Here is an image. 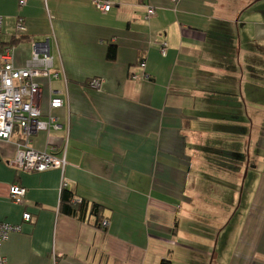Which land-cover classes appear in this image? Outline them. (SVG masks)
<instances>
[{
  "label": "crops",
  "instance_id": "1",
  "mask_svg": "<svg viewBox=\"0 0 264 264\" xmlns=\"http://www.w3.org/2000/svg\"><path fill=\"white\" fill-rule=\"evenodd\" d=\"M96 1L0 0L2 42L24 38L16 68L49 40L59 78L38 80L40 107L62 128L32 146L66 149L67 161L64 173L19 172L9 165L19 135L0 140V222L21 227L1 255L7 264H264V0H110L108 13ZM53 97L62 108H50ZM241 173L253 185L232 242ZM15 184L27 189L21 206L10 199ZM64 190L100 206L108 227L63 213Z\"/></svg>",
  "mask_w": 264,
  "mask_h": 264
},
{
  "label": "built area",
  "instance_id": "2",
  "mask_svg": "<svg viewBox=\"0 0 264 264\" xmlns=\"http://www.w3.org/2000/svg\"><path fill=\"white\" fill-rule=\"evenodd\" d=\"M177 1V0H173ZM27 0H20V5H26ZM98 10L108 13L113 8L110 0H97ZM155 9L147 7V18L154 16ZM16 31L19 34L27 32L25 19L19 17L16 22ZM3 33V20L0 17V37ZM166 43L162 44V54H166ZM14 46L4 44L0 38V140L10 142L14 136L19 135L17 155L9 164L11 168L25 173H42L49 170H60L63 173L67 167L66 149L60 150L50 145L44 151L32 146L33 137L39 132L60 130L62 127L58 119L49 115L44 118L40 107L41 88L39 79L59 78L58 73L53 74V60L50 56L49 40L44 43H34L32 58L25 68H16L14 65ZM142 67L145 64L141 65ZM136 78V76L134 75ZM89 87L101 92L103 83L100 79H92ZM63 100L53 97L50 101L52 110L63 107ZM18 132V133H17ZM66 186V184L64 185ZM27 189L21 185L10 187V199L17 205H23ZM26 222L32 220L29 213L23 215ZM109 221L104 220L103 227H108ZM21 227L0 222V249L4 241L13 232H20ZM0 264H7L1 255Z\"/></svg>",
  "mask_w": 264,
  "mask_h": 264
},
{
  "label": "rangeland",
  "instance_id": "3",
  "mask_svg": "<svg viewBox=\"0 0 264 264\" xmlns=\"http://www.w3.org/2000/svg\"><path fill=\"white\" fill-rule=\"evenodd\" d=\"M248 157H249V150H248ZM251 159H254V157H251ZM252 165H253V160L248 161V169L250 170V171L247 172L248 175L251 172V166ZM246 175H245V173H244V175L241 173L238 176V180L237 181L239 183L240 188H239L238 191H236V189L234 190V191H236L235 192L236 193L235 194V199L232 197L229 200V203H231V207L232 208H231L230 218L228 220L229 221L228 222L229 225H228L227 228H228V231L231 234V241L232 242H235V240L237 239L239 230H240V228L242 226L243 219H245V216H246V213H247L246 212L247 211L246 203L248 202V194H249L250 190L252 189V185H253V183H251V175L249 177H247L248 180H246L247 179ZM250 222H253V221H251V220L247 221L248 224ZM247 233L251 234L252 232L248 230ZM247 238H248V240H250V239H251V241L253 240L252 236H249ZM219 249H221V248L218 247V250ZM231 250H232L231 248L228 250L227 255L230 254ZM223 264H226V263L224 262Z\"/></svg>",
  "mask_w": 264,
  "mask_h": 264
},
{
  "label": "trees",
  "instance_id": "4",
  "mask_svg": "<svg viewBox=\"0 0 264 264\" xmlns=\"http://www.w3.org/2000/svg\"><path fill=\"white\" fill-rule=\"evenodd\" d=\"M24 38L18 37L16 39H13L11 43H9V46H14L17 43L23 41ZM8 45V44H7ZM117 57V46L111 45L108 48L107 52V60L109 62H114ZM61 210L63 213L77 217L80 220H86L88 215L98 218L97 223L95 224L97 227H100L102 229H105L106 227L102 226V223L104 220L103 216V209L98 205H91L86 202L85 200H76L74 196L68 192L67 190H64L62 193L61 198ZM101 220V221H100ZM165 264V263H163Z\"/></svg>",
  "mask_w": 264,
  "mask_h": 264
},
{
  "label": "water",
  "instance_id": "5",
  "mask_svg": "<svg viewBox=\"0 0 264 264\" xmlns=\"http://www.w3.org/2000/svg\"><path fill=\"white\" fill-rule=\"evenodd\" d=\"M248 172V171H247Z\"/></svg>",
  "mask_w": 264,
  "mask_h": 264
}]
</instances>
